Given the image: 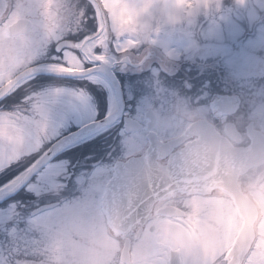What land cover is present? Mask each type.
<instances>
[{
    "label": "flooded vegetation",
    "instance_id": "obj_1",
    "mask_svg": "<svg viewBox=\"0 0 264 264\" xmlns=\"http://www.w3.org/2000/svg\"><path fill=\"white\" fill-rule=\"evenodd\" d=\"M48 1L43 0L38 5L41 6L43 3L49 8H54L53 6L56 8V5L73 8L72 2L68 3L65 0H52V3ZM94 2L97 3V1ZM78 3L80 6L84 4L86 8L89 4L88 0H76L75 4ZM15 10L17 9L13 7L12 1L6 0V11L0 18L2 31L0 37L2 35L5 39L7 37L13 40L18 39L22 43L27 40V33L10 35L9 26L4 24V20H9L11 25L19 20H27L32 25L34 20L15 16ZM80 23V21L74 23L75 27L71 26L67 34L59 35L60 40L54 42L48 49L47 58L43 61L45 65L64 63L72 67V71H82L91 67L83 48L79 47V43L84 44L87 40L85 38L88 34V27H86L88 25ZM208 23L210 22L195 23L193 24L195 27L191 25L190 30L178 27L176 33H164L168 37L166 40L168 43L160 42L159 46L150 43L145 55L142 56L143 59L132 62L130 55L125 56L123 58H129L130 64L124 66L121 58L111 67L121 84L124 104L120 115L111 117V122L95 129H99L96 134L85 137L86 134L95 131L91 130L72 140H66L80 129L112 115L108 112L107 106L99 107L95 101L93 119L79 124L70 121L67 127L59 130L57 134H52L48 130L50 133H48V139L56 144L52 151L46 152L50 147L47 143L41 148V135L36 130L32 131L31 134L34 135L38 145H35L30 152L24 145V151L19 154L16 164L3 171L4 177L0 182V194L3 195L2 189L5 187L7 189L13 180L18 179V183L12 188L9 187L8 192L3 196L10 195L0 203V264H42V262L43 264H125V261L127 264H188V253L184 247L183 236L172 250L150 242L139 243L147 229L144 221L147 212L145 209L137 211L136 203L131 204L133 209L119 207L125 215L118 221V226H115L111 219V203H108L107 192L117 169L125 163L144 156L153 149L154 144L161 146L155 150L156 164L167 166L176 154L197 143L201 139L199 134L177 142L169 149L164 147L184 136L196 122L205 121L210 130L218 132L227 143L229 140L239 152H246L251 147L252 140L248 134L250 126L264 136V86L259 95L261 110L259 109L258 115L253 116L257 118L250 120L246 125L243 116L228 121V116L231 117L238 107L233 98L228 95V65L223 63L225 65L224 83L222 80L214 79L202 83L209 84L210 87H200L196 81L197 77L201 79L202 74L221 70L216 69L217 60L216 62L211 60L217 44L212 33L205 27ZM186 25L190 24H184ZM104 27L106 25H103ZM103 33L102 30L97 37L100 38ZM5 41L0 40L2 52L7 51L3 49ZM61 41H69L71 46L58 51L57 44ZM113 42V38L108 37L105 40L103 36L97 49L108 56L112 55ZM173 42L179 45L180 55L188 59L181 58L174 62L176 63L174 68L164 66L166 71H163L156 66L160 61L164 63V59L160 58L157 52L161 50L163 54L165 52L163 46L170 47ZM219 46L228 47V42ZM65 54H70L71 59L79 64L69 65L62 58ZM201 56L208 60L200 61ZM0 57V66L5 67L6 59H3L2 55ZM155 57L159 60L154 61ZM149 62L155 63L146 66ZM128 68L135 70L129 78L144 80V82H131L130 90L126 89V84L123 83L120 75L121 69ZM170 72L172 75H169ZM38 77L52 78L47 76L34 78ZM172 80H177L179 86L175 81L172 83ZM5 84H0V88ZM56 84V82L44 84L28 82L22 87L20 92L23 93L18 99H10L8 97L10 94L0 99V116L9 117L12 120L18 119L19 122L21 117H44L43 114H34L32 110L30 111V94L35 89L39 90L43 86ZM66 85L73 88L79 86L76 83ZM155 85L161 89L160 96L166 97L162 107L157 105L161 103L154 101V99L157 101L154 97L156 94L152 90ZM184 85L187 86L188 91L183 88ZM193 85L195 87L190 91ZM144 92L154 105L151 103L146 107L142 104ZM31 101L35 102L34 99ZM184 103L198 115L183 119L187 116ZM43 105L54 106L48 102H43ZM161 117H169L168 123L163 124ZM127 119L129 120L126 124ZM230 122L235 124L240 133L239 142L228 136ZM239 126L244 127V132L239 129ZM53 136L56 140L52 139ZM74 141L76 143L72 144ZM34 160L36 163L25 171V168ZM36 167L37 170H35ZM259 172L260 166H255L246 174L240 175L236 182L238 189L248 198L251 197L250 193L255 191L256 186L252 180ZM249 174H252L251 180L245 178ZM147 181L153 182L155 179L151 177ZM173 189L165 192L155 201H159L169 192L172 194L168 199L181 201L174 208L165 210L168 221L180 233L190 232L203 223L199 213L193 216L186 212L183 207L184 199L192 200L195 205L200 201L212 200L213 193L226 192L217 187L198 184H189L175 192L172 191ZM129 213L133 216H126ZM261 222H264V214L256 213L253 224ZM204 236L205 239L213 241L216 233L210 230ZM126 241H128L129 256L123 260L122 253ZM259 248L254 234L253 243L249 246V255L252 253L255 255L247 260V264H264V260L259 257L261 251ZM233 250L234 246L228 247L219 254L225 264H234ZM217 258L218 253L214 246L209 244L201 248L199 264H216Z\"/></svg>",
    "mask_w": 264,
    "mask_h": 264
},
{
    "label": "rangeland",
    "instance_id": "obj_2",
    "mask_svg": "<svg viewBox=\"0 0 264 264\" xmlns=\"http://www.w3.org/2000/svg\"><path fill=\"white\" fill-rule=\"evenodd\" d=\"M11 1L13 7L17 9L14 12L17 17L24 16L35 20L40 15L41 6L38 3L43 0ZM65 1L68 3L72 2L71 6L73 8L56 5V8L55 6H53L54 8L47 7V10L50 14H68L73 19H78L82 24L87 23L88 34L84 44L89 42L90 58L88 63H90L91 67L98 62L113 67L121 58L123 59V57L129 55L132 62L139 61L143 59L142 56L145 55L148 44L152 43L159 46L160 42L168 43V41L166 42L168 37L164 33H176L175 31L178 27L190 30L195 23L210 22L205 27L212 33L217 44V47L213 50L215 52L211 55V60L214 62L217 60L216 69L221 70L202 74L201 79L197 77L196 81L200 87L202 83L208 80L213 81L216 79L217 81L222 80V83L225 82L223 73L225 65H223V58L217 55V50L221 48L220 44L228 42V47L239 53L237 60L228 65V95L238 105L236 112L231 117L228 116V121L243 116L247 125L250 120L257 118L253 116L258 115L261 103L259 95L264 86V0H246L243 6L239 3H234L233 0H222L219 5H217V0H104L103 8L107 9V13L94 2L97 0H88L87 8L84 4L81 6L79 3L75 4L76 0ZM48 2L52 3V0ZM205 5H209V7L205 8ZM161 16L166 18L171 27L153 31L150 25L145 24L146 18L158 19ZM109 17H111L110 20ZM52 23L54 24V19ZM184 24L190 25L184 26ZM211 24L212 26H210ZM103 25H106V27L103 28ZM72 27L74 28L75 25L73 24ZM102 30L104 33L98 38L97 36L101 34ZM132 32H136L139 39H133L130 35H127L126 38V34ZM54 34V42L60 40L61 36L59 35H63L58 31ZM103 36L105 40L108 37L114 39L113 48L111 47L112 55L108 56L97 49ZM1 39L6 40L3 49H7V51L2 52V45L0 44V55H2L3 59H6V66H0V81L3 80L5 68H11L17 64L19 57L16 55V48L18 44H21L18 39L13 40L8 37L5 39L2 35ZM102 43L106 44V42ZM36 44H38L37 47ZM36 44L30 49L34 55L40 54L42 47L40 42ZM84 44L79 43V47L82 49ZM163 48L165 52L162 54L161 50H159L157 54L164 59V63L160 61L156 65L163 71H166L163 68L164 66L174 68L176 67L174 62L179 61L181 58L188 59L186 56L180 55L179 45L176 42H173L170 47L169 45H164ZM84 54L86 55V52ZM62 58L69 65L79 64L71 59L70 54H65ZM158 60V57L154 58V61ZM207 60L208 58L206 57H200V61L204 62ZM153 63L149 62L146 66H150ZM59 64L72 69V67L64 63ZM134 71L131 68L120 70L122 81L126 84L127 90H130L131 82H144L143 79L129 78ZM169 75H172V72ZM35 80L34 77L28 78L18 85L10 95L18 92L28 82ZM174 81L179 86V82L172 80V83ZM78 82L80 83L78 87L81 88L68 87L66 85L68 83L56 82V85H46L39 90L35 89L32 91L29 99H34L35 102L30 100V111L32 110L34 114H43L44 117H21L19 122L18 119L12 120L9 117L0 116V182L4 177L3 171L9 168L8 165L14 166L16 164L19 154L24 151V145L28 147V152L32 151L35 145H38L34 135L31 134L36 129L37 122H43L52 134H57L59 130L67 127V123H70V121H75V123L79 124L93 119L95 116V112H93L95 105L90 92L99 93L100 95H106L108 92L107 110L110 113V98L113 94L111 86L94 77L84 78L78 80ZM4 83L7 82L0 84ZM183 88L188 91L186 85ZM152 90L155 92L156 95L154 97L157 99V101L155 99L154 101L161 103L157 105L162 107L166 97L160 96L161 89L158 85H155ZM144 91H146V88H144ZM34 93H38V95H34ZM142 95V104H145L146 107L150 106L149 104L152 103V100L149 101L150 97L146 92ZM43 102H48L54 106L43 105ZM190 110V107L188 108V105L184 103V111L187 116L183 117V119L198 115L195 111ZM161 118L163 124L168 123L169 117ZM239 127L244 132V127ZM257 174L254 176L252 183L256 179ZM251 177L252 174H249L245 178L251 180ZM253 193L251 192L250 194L252 195ZM259 253L261 255L259 257H262V252L260 251Z\"/></svg>",
    "mask_w": 264,
    "mask_h": 264
},
{
    "label": "water",
    "instance_id": "obj_3",
    "mask_svg": "<svg viewBox=\"0 0 264 264\" xmlns=\"http://www.w3.org/2000/svg\"><path fill=\"white\" fill-rule=\"evenodd\" d=\"M6 11V0H0V18ZM30 22L27 20H19L12 27H9L10 35L26 34L29 32ZM71 44H65L61 41L57 44L60 50L70 47ZM59 50V51H60ZM122 63L127 66L131 63L129 58H123ZM100 72L104 74L111 82L113 95L116 99L117 108L109 118L99 122L90 124L89 126L80 129L66 140H72L80 134L95 130L108 122H111V117L120 115L123 108V96L121 84L108 65L98 62L92 67L82 71H51L49 69L37 71L35 76H48L60 79H83L89 78L93 74ZM32 76V77H35ZM30 78V77H29ZM23 80H20L22 82ZM6 83L7 86L0 88V99L11 93L19 84ZM154 118V117H153ZM129 119H127L128 121ZM133 123V122H131ZM205 121L194 123L178 140L170 142L165 145L166 149L171 148L177 142H181L193 135L199 134L201 139L186 149L176 154L169 165L160 166L156 164L155 150L161 146L154 144L153 149L149 150L144 156L136 158L128 163L123 164L116 171V174L109 185L107 192L108 203H111L110 214L115 226H118V221L123 219L124 212L119 207H126L133 209L132 203H136V210L145 209L148 202L155 201L159 196L165 192L189 184L207 185L220 188L224 191H233V194L239 195V202L241 204L247 203L248 198L243 194L236 182L240 175L246 174L251 168L260 166L261 161L264 160V136L251 128H248V134L252 140L251 147L246 152H239L228 140L223 138L215 130H210ZM228 136L239 142L240 133L234 123H228ZM209 156L212 160L209 161ZM203 167L205 171L202 175L196 174V169ZM37 170V167L35 168ZM228 176L235 181L231 188L225 184L224 177ZM153 177L155 181H147ZM164 177V179H161ZM159 178V180L157 179ZM143 182L142 191H138L139 186ZM10 194L3 196L0 194V203L4 201ZM126 216H133L129 213ZM256 213H250L249 219L254 220ZM128 241H126L125 248L122 253V258H128Z\"/></svg>",
    "mask_w": 264,
    "mask_h": 264
},
{
    "label": "clouds",
    "instance_id": "obj_4",
    "mask_svg": "<svg viewBox=\"0 0 264 264\" xmlns=\"http://www.w3.org/2000/svg\"><path fill=\"white\" fill-rule=\"evenodd\" d=\"M233 2L243 6L246 0H233ZM97 3L107 13V9L103 8L104 0H97ZM219 3H222V0H217V5ZM204 7L207 8L209 5H205ZM53 19L54 24L52 23ZM110 19L111 17H109ZM78 22V19L73 20L68 14H50L47 10V5L42 3L40 15L35 18L27 33L28 39L24 43L17 45L16 55L19 57L17 64L11 68H5L3 80L0 83L6 81L7 83L16 84L20 80L26 81L29 77L35 76L37 71L47 70L48 66L43 61L47 58L49 47L55 41L54 33L58 31L59 33L67 34L71 30V26ZM4 24L12 27L10 21L7 19L4 20ZM145 24L150 25L153 31L171 27V24L163 16L158 19L146 18ZM127 35H130L133 39H139L136 32L126 34V38ZM37 42L42 44L40 49L41 54L34 55L30 49ZM69 43V41H65V44ZM57 50L59 51L60 49L57 48ZM73 55L75 54L73 53ZM55 67L62 66L57 65ZM68 70L71 69L69 68ZM4 86L6 87L7 84ZM34 95H38V93H34ZM35 130L41 135V148L47 143L50 147L47 148L46 152L52 151L56 147V144L48 139V129L44 123L37 122ZM52 139L56 140V137L53 136ZM46 152L44 153L45 155ZM211 160L212 157L209 156V161ZM204 171L203 167L197 168L196 174L202 175ZM161 179H164V177H161ZM224 180L226 186L229 188L235 183L228 176H225ZM253 184L256 186L255 191L247 203L244 204L239 202V195H234L233 191H226L223 194L213 193L212 200L200 201L195 205L192 200L184 199L183 207L186 212L193 216L199 213L203 219L202 225L190 232H178L167 219L165 210L174 208L177 204L181 203L180 200L172 201L168 199L172 194L171 192L167 193L165 197H161L159 201L148 202L145 206L147 215L144 217L147 229L142 234L139 243L150 242L172 250L176 242L183 236L185 241L184 247L188 253V264H199L201 248L209 244L214 246L218 253L216 264H225L224 259L219 254L232 246H234L232 253L234 264H247V260L255 255V253L249 255V246L252 245L255 234L262 252L261 259L264 260V222L253 224L252 220L249 219L250 213L264 214V160L261 161L260 172L253 181ZM142 189L143 182H141L138 191H142ZM178 190L179 186L172 191ZM210 230H214L216 233L213 241L205 239L204 236ZM137 246L139 247V244ZM125 264H127V261H125Z\"/></svg>",
    "mask_w": 264,
    "mask_h": 264
},
{
    "label": "bare ground",
    "instance_id": "obj_5",
    "mask_svg": "<svg viewBox=\"0 0 264 264\" xmlns=\"http://www.w3.org/2000/svg\"><path fill=\"white\" fill-rule=\"evenodd\" d=\"M82 48H83L84 52H86V56H87V58H88V60H89V58H90L89 42H88V43L86 42V43L83 45ZM57 65L62 66V67H55V66H57ZM46 66H48L47 69H49V70H51V71H58V72H60V71H69V70H68L69 68H67V67H65V66H63V65H61V64H50V65H46ZM90 77L98 78V79L102 80L104 83H107L109 86H111V82H110V80H109L104 74H102V73H100V72H97V73L93 74V75L90 76ZM24 81H25V80H23L22 82H20L18 85H20V84L23 83ZM18 85H17L16 87H18ZM16 87H15V88H16ZM111 87H112V86H111ZM110 107H111V109H110V113H114V112L116 111V108H117V103H116V99H115V97H114L113 94H112V96H111V98H110ZM97 132H99V129H98V130H95V131H93V132H90V133H88V134H86L85 137H90V136L96 134ZM75 143H76V141L72 142V144H75ZM17 183H18V179H15V180L12 181V183L9 185V187L12 188V187H14ZM9 187H8L7 189H6V187L2 189V190H4L3 195L6 194V192H8Z\"/></svg>",
    "mask_w": 264,
    "mask_h": 264
},
{
    "label": "trees",
    "instance_id": "obj_6",
    "mask_svg": "<svg viewBox=\"0 0 264 264\" xmlns=\"http://www.w3.org/2000/svg\"><path fill=\"white\" fill-rule=\"evenodd\" d=\"M36 80L35 81H30V82H36V81H39L41 84H44V83H49V82H64V83H76V84H80L78 82V79H55V78H44V77H38V78H35ZM22 89V88H21ZM21 89L18 91V92H15L14 94L12 95H9L8 97L12 100H15V99H18L19 97L22 96V93L23 92H20ZM91 95L93 96V99L95 101V103L101 107V106H107L108 105V101H109V97H108V92L105 94H94L92 92H90Z\"/></svg>",
    "mask_w": 264,
    "mask_h": 264
},
{
    "label": "snow or ice",
    "instance_id": "obj_7",
    "mask_svg": "<svg viewBox=\"0 0 264 264\" xmlns=\"http://www.w3.org/2000/svg\"><path fill=\"white\" fill-rule=\"evenodd\" d=\"M217 55L223 58L225 65H229V64L234 63L237 60L239 53L235 52L233 49L229 47H223L217 50ZM194 87H195L194 85L191 86L190 90L191 88H194ZM201 87H210V86L209 84L208 85L202 84ZM138 112H139V109H138ZM125 123L127 124L128 121H125ZM35 163H36L35 160L32 161V163L29 164L27 168H25V171H28ZM11 166H12L11 164L8 165L9 168Z\"/></svg>",
    "mask_w": 264,
    "mask_h": 264
}]
</instances>
